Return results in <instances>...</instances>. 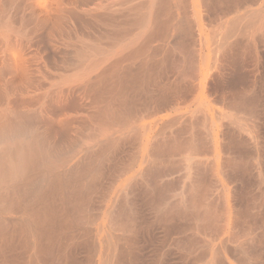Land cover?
<instances>
[{"label": "bare ground", "instance_id": "1", "mask_svg": "<svg viewBox=\"0 0 264 264\" xmlns=\"http://www.w3.org/2000/svg\"><path fill=\"white\" fill-rule=\"evenodd\" d=\"M0 264H264V0H0Z\"/></svg>", "mask_w": 264, "mask_h": 264}]
</instances>
